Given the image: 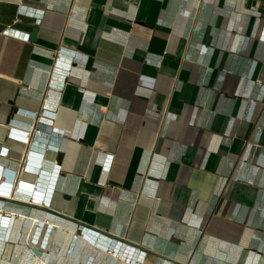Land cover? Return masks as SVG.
<instances>
[{
    "label": "crops",
    "instance_id": "0c3cea01",
    "mask_svg": "<svg viewBox=\"0 0 264 264\" xmlns=\"http://www.w3.org/2000/svg\"><path fill=\"white\" fill-rule=\"evenodd\" d=\"M262 8L0 0V264H264Z\"/></svg>",
    "mask_w": 264,
    "mask_h": 264
},
{
    "label": "built area",
    "instance_id": "2783aa9c",
    "mask_svg": "<svg viewBox=\"0 0 264 264\" xmlns=\"http://www.w3.org/2000/svg\"><path fill=\"white\" fill-rule=\"evenodd\" d=\"M262 2H263V8H262V11L264 12V0H262ZM4 32H10V33H12L13 31L12 30H10V29H7V30H5ZM27 39H29V37H27ZM61 51L63 52V51H65V49L64 48H62L61 49ZM36 139H37V141L35 142V144H37V145H39V144H41L42 145V143H40L39 141H48L49 140V138L47 137V135L46 134H44L43 132H41L40 130L39 131H36ZM33 166V165H32ZM32 166H30V165H28L27 167H26V169H28V170H32V171H34V170H36V168H34V167H32ZM4 191H5V194H7L10 190H11V188H9V187H6L5 189H3ZM17 193H21V194H32L33 193V188H32V186H30V185H27V184H24V183H22V182H20V185H19V187H18V189H17ZM35 199H36V197H35ZM12 218H10L9 220H7L6 219V216H3L2 215V213H0V222H1V228H0V232L1 231H4V229L6 228H8V226H6V225H9L10 223H8V221H10ZM44 224L45 223H43V222H40L39 223V226L36 228V230H35V232H34V234H33V238H32V241L36 244V245H38L39 243L40 244H44V241H45V238H46V235H47V231L49 230V227L47 228V231L45 232V235H44V237H43V239H42V241H41V236H42V233H43V228H44ZM8 232V231H7ZM41 241V242H40ZM112 244H117L116 242H112ZM31 249H32V252H33V254L34 255H36V257L37 258H40V259H42L43 257H44V255H45V252H44V250L42 249V247H37V246H35V245H33L32 247H31ZM3 250H0V254H1V252H2Z\"/></svg>",
    "mask_w": 264,
    "mask_h": 264
},
{
    "label": "rangeland",
    "instance_id": "374dc122",
    "mask_svg": "<svg viewBox=\"0 0 264 264\" xmlns=\"http://www.w3.org/2000/svg\"><path fill=\"white\" fill-rule=\"evenodd\" d=\"M45 223V222H44ZM46 225L44 224V228H43V233H42V236H41V241H42V238H43V234H44V232H45V227ZM40 241V242H41ZM30 244H31V246L29 247V249H30V251L32 252V249H31V247L33 246V245H35V246H37V247H46L45 246V244H38V245H36L33 241H32V238L30 239ZM44 250V249H43ZM44 252H45V250H44ZM33 253V252H32ZM3 256H4V249H3V251L1 252V254H0V258H3Z\"/></svg>",
    "mask_w": 264,
    "mask_h": 264
},
{
    "label": "bare ground",
    "instance_id": "6f19581e",
    "mask_svg": "<svg viewBox=\"0 0 264 264\" xmlns=\"http://www.w3.org/2000/svg\"><path fill=\"white\" fill-rule=\"evenodd\" d=\"M3 189H5L4 187H1L0 186V193H2V194H5V191L3 190ZM17 195H19V197H21V195H24L25 196V194H21V193H18ZM8 223H9V221H8ZM40 223V222H39ZM6 226H8V228H9V226H10V224L9 225H6ZM8 228H7V230H8ZM35 232V231H34ZM33 232H32V236H31V238H33ZM85 236H87L88 237V235H85ZM33 254V253H32ZM34 255V254H33ZM35 257H36V255H34Z\"/></svg>",
    "mask_w": 264,
    "mask_h": 264
},
{
    "label": "water",
    "instance_id": "95a60500",
    "mask_svg": "<svg viewBox=\"0 0 264 264\" xmlns=\"http://www.w3.org/2000/svg\"><path fill=\"white\" fill-rule=\"evenodd\" d=\"M37 33H38V29L35 28V29L33 30V34H32V40H33V41L36 40V38H37Z\"/></svg>",
    "mask_w": 264,
    "mask_h": 264
}]
</instances>
